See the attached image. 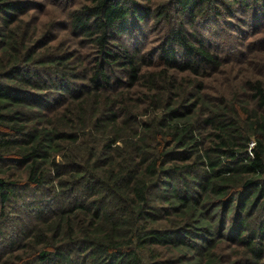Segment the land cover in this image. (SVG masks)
Returning <instances> with one entry per match:
<instances>
[{
	"label": "trees",
	"instance_id": "1",
	"mask_svg": "<svg viewBox=\"0 0 264 264\" xmlns=\"http://www.w3.org/2000/svg\"><path fill=\"white\" fill-rule=\"evenodd\" d=\"M173 3L0 0V264H264V0Z\"/></svg>",
	"mask_w": 264,
	"mask_h": 264
},
{
	"label": "rangeland",
	"instance_id": "2",
	"mask_svg": "<svg viewBox=\"0 0 264 264\" xmlns=\"http://www.w3.org/2000/svg\"><path fill=\"white\" fill-rule=\"evenodd\" d=\"M174 1L154 0V2L163 7V9H168L172 5V10L177 6L174 5ZM141 2H143V0H141ZM50 9H53V7L51 6ZM49 11L52 12V10ZM59 11H65V7L62 6L59 8ZM172 15L174 17V13ZM236 17L237 18L224 17L222 20H217V22L212 24L202 23L198 26L201 28L204 27V25H208L205 30L207 35L212 37L211 41L213 45H215L217 51H221L225 58L237 57L239 60L238 63H243L244 59L250 54H254L257 58L262 57L263 54L259 51L262 50L260 46L264 45V18L259 14H241ZM60 21L61 20L58 22ZM49 23L53 24V21H49ZM150 28L154 33L150 35L152 44H150L149 48L155 50L158 47V41L161 37V35H159L160 28L153 23L150 24L147 29ZM212 34L214 36H212ZM256 49L258 52H255ZM253 65L254 62L250 66L253 67ZM251 71L254 73L253 76L259 75V71L256 68H253ZM234 83L238 85L239 81L237 80V82L235 81ZM218 255L222 264H246L244 261L237 259L235 257V252L226 245L218 251Z\"/></svg>",
	"mask_w": 264,
	"mask_h": 264
}]
</instances>
